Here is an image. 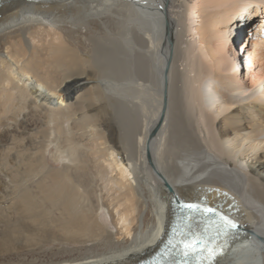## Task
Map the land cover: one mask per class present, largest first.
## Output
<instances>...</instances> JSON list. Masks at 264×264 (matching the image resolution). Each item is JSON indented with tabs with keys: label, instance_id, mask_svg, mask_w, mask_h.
Here are the masks:
<instances>
[{
	"label": "bare ground",
	"instance_id": "1",
	"mask_svg": "<svg viewBox=\"0 0 264 264\" xmlns=\"http://www.w3.org/2000/svg\"><path fill=\"white\" fill-rule=\"evenodd\" d=\"M206 5L216 11L205 17ZM249 5L0 0V171L10 185L0 199L11 196L40 225L29 237L38 230L40 243L56 241L64 254L0 264H143L189 233L180 228L189 203L238 226L206 264H264V36L255 34L245 59ZM187 32L200 38L196 53L182 48ZM153 85L154 99L136 111L128 89ZM238 155L256 167L243 170ZM191 214L198 225L209 218ZM15 250L4 237L0 255Z\"/></svg>",
	"mask_w": 264,
	"mask_h": 264
},
{
	"label": "rangeland",
	"instance_id": "2",
	"mask_svg": "<svg viewBox=\"0 0 264 264\" xmlns=\"http://www.w3.org/2000/svg\"><path fill=\"white\" fill-rule=\"evenodd\" d=\"M190 1H192V0H190ZM217 10H220V9H217ZM250 10L252 11L251 17L247 20H248V23H250V25H251V31H253L251 33H253L254 36L251 37L250 43H249V41H247L246 44H244L245 46H242V48H241V54H243V57L245 59L248 56V53L251 52V48L254 49L255 45L257 46V43H256L257 39H255V38H259V37H255V34L258 36L261 35V37L264 36V4L259 7L256 0H250L249 11ZM214 11H216V10L213 7L206 5V7L202 13V16L206 17L209 13H212ZM235 17H236V20H237V18H239L238 16H235ZM239 20H240L239 22H244V20H242V19H239ZM200 24L201 23L199 21L191 22V25L196 26V27L198 26V28H201ZM204 28H205V25L203 26V29ZM218 28H220V27H218ZM232 29H233V26H232ZM235 30H234L233 36L237 35V34L235 35V33H237L238 30L236 28H235ZM199 33L202 34V30L199 31ZM184 39L186 42L188 41V43H185L184 45L182 44V48L188 49V47H189L192 51H194L196 53V51L198 50V46H199V40H200L199 36L198 35L195 36L192 32H187ZM254 39H255V41H254ZM246 64L248 65L247 60H246V62H244V66L242 68H240V70L243 71V75H244L243 78L245 79V81H250L251 77L249 75L248 70L245 67ZM185 65H187V62H185L183 65H181V63H180L179 69L181 71H183L184 67H186ZM243 69L244 70L246 69L247 72H246V70L244 71ZM192 74L194 76L195 72H193ZM126 81L127 80H122L121 83L125 84ZM141 81H144V80L140 79V82ZM146 82L150 83V81H144V83H146ZM153 82H154V80H153ZM127 84L129 87H131V89H136V87H137V83L129 81V80L127 81ZM217 87H218V89H220V92H222V94L232 95V93L230 91H228V88L223 86L221 83H219ZM128 90H129L128 92L130 94V99L136 103L137 107H135V110L137 111L139 109V111L141 110V112H142V107L139 106L141 101H146L148 103L149 101L153 100L154 99L153 93L156 90V86L153 85L152 89H150V90L149 89L143 90L145 92V96H144L143 91H142V93L140 92L141 94H139V92L135 93V92L131 91L130 89H128ZM147 90H148V93H146ZM251 93L252 92H250L249 95H251ZM140 95L142 98L140 97ZM137 96H139V97H137ZM247 97H249V96H247ZM132 98H135L136 100H134ZM236 98L240 100L239 95ZM250 101H251V98L250 99H244L242 102H239L238 104H248ZM65 125L70 126V124H68V123H66ZM0 134H1V132H0ZM263 138H264V135H263ZM51 147L54 148L55 145L51 144ZM54 150H55V148H54ZM238 157H239V155H238ZM238 157L236 158V160L238 159L237 162L242 158V157H239V158ZM48 158L51 161H55V160L58 161L61 166L64 164V160L62 158L56 157V154L54 152H50L48 154ZM240 161H242V159ZM253 163L254 162L252 159L248 160V158H247L244 161V163H241L242 167H244L243 170L250 171V169H254L256 167V163H254V164ZM259 173L262 177H264V169H260ZM0 180L4 181V182L0 183V188L3 190H6V188L9 187L10 185H9L6 177L3 175L2 171H0ZM33 186H35V185H33ZM12 202H13V199L11 198V196H7L6 199H0V243L4 237L10 236L11 237V246L21 248L22 250H15V251L7 252V254L3 253L2 255H0V261H2V259L7 260V261L8 260H11V261H24L25 260V261H35L36 263H39V262L41 263V261L57 259V257L64 255V254H62L63 251L61 253L59 252V250L57 251V249H60V246H58V244H59L58 242H56V241L47 242L45 240V238H43L44 242L40 243L39 232H37L38 230L33 233V235H32L33 239L28 236V231L26 230L27 228H33V227L39 228L40 225L29 223L25 219L26 215H23L22 210L17 208ZM101 214L103 216L104 223H106V228L108 230L115 231L116 228H115L114 224L111 223V218L108 215V213L103 210V212L101 211ZM51 231H52V227H50L49 232H51ZM69 247H70L69 250L73 251V253L77 252L79 249L78 246H69ZM81 250H83V249H81Z\"/></svg>",
	"mask_w": 264,
	"mask_h": 264
},
{
	"label": "snow or ice",
	"instance_id": "3",
	"mask_svg": "<svg viewBox=\"0 0 264 264\" xmlns=\"http://www.w3.org/2000/svg\"><path fill=\"white\" fill-rule=\"evenodd\" d=\"M183 208L187 209L189 212H198L202 214H209V218L211 216H217L219 218V223L215 225L217 230L219 231L220 229L225 230V232L229 229H235L237 228V224L229 219L228 217L220 214L217 212L216 209L210 208V207H201L199 204H184ZM171 243V242H170ZM204 243V239L201 235H196L194 234L191 239L181 241L182 248L179 253L181 256V259L179 261L174 262V264H191V261L193 260V256L195 255L198 259V264H204V257H203V252L208 251V260H211L212 257V252L207 249H199L198 251V246L200 244Z\"/></svg>",
	"mask_w": 264,
	"mask_h": 264
},
{
	"label": "water",
	"instance_id": "4",
	"mask_svg": "<svg viewBox=\"0 0 264 264\" xmlns=\"http://www.w3.org/2000/svg\"><path fill=\"white\" fill-rule=\"evenodd\" d=\"M197 215V214H196ZM189 217H192V216H187V218H189Z\"/></svg>",
	"mask_w": 264,
	"mask_h": 264
}]
</instances>
